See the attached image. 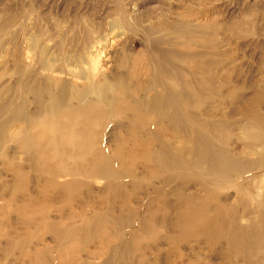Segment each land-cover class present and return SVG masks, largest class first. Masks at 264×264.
I'll use <instances>...</instances> for the list:
<instances>
[{"label":"rangeland","instance_id":"1","mask_svg":"<svg viewBox=\"0 0 264 264\" xmlns=\"http://www.w3.org/2000/svg\"><path fill=\"white\" fill-rule=\"evenodd\" d=\"M0 264H264V0H0Z\"/></svg>","mask_w":264,"mask_h":264},{"label":"bare ground","instance_id":"2","mask_svg":"<svg viewBox=\"0 0 264 264\" xmlns=\"http://www.w3.org/2000/svg\"><path fill=\"white\" fill-rule=\"evenodd\" d=\"M167 104V103H166ZM168 104H170L169 102H168ZM217 156V155H216ZM214 158V157H213ZM201 160H203V159H201ZM207 160V159H206ZM216 160V159H215ZM219 160H220V158H219ZM226 160V159H225ZM222 169V168H221Z\"/></svg>","mask_w":264,"mask_h":264}]
</instances>
